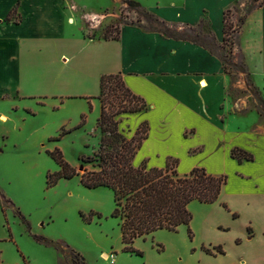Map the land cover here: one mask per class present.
Masks as SVG:
<instances>
[{
    "label": "crops",
    "instance_id": "obj_1",
    "mask_svg": "<svg viewBox=\"0 0 264 264\" xmlns=\"http://www.w3.org/2000/svg\"><path fill=\"white\" fill-rule=\"evenodd\" d=\"M235 1L156 0L154 4H140L179 29L186 25L195 26L205 18L221 43L223 12ZM205 2L215 9L214 13L207 10ZM13 7L14 4L4 7L0 15V31H9L21 23L22 20L19 23L4 20ZM256 12L260 18L253 29L256 38L252 49L257 61H264V4L245 17L241 28L248 16ZM8 36L0 37V117L7 124L0 132V176L4 174L3 170L12 171L8 160L13 159L20 161L25 172L42 168L40 161L46 156L44 148L49 147L45 143L47 135L44 134L31 141L35 148L28 155L15 139L3 140V135H9L8 128L23 127L25 119L16 120L15 108L21 110L25 105H20L18 98L28 95L21 88V80L27 77L22 73L21 66L14 62L12 52H7L12 51L16 39L11 34ZM80 39L90 47L89 56L81 62V75L83 78L90 76L98 84L94 92L67 93V96H75L81 101L73 107L76 122L81 115L86 119L93 115L94 126L84 131L82 144L91 146L93 151L101 137L96 124L100 114V101L96 97L100 76L120 73L125 85L143 97L147 104L141 111L118 115V126L125 129L123 133L127 138L134 134L142 121L148 122L147 137L133 157L135 166L145 163L148 167H164L168 159H176L179 173L201 166L209 173L226 175L218 199L202 204L207 206L209 212V218L205 219L207 229L228 236L227 244L221 237L206 239L203 244L212 253L205 252L198 244L190 259L188 247L185 261L190 260V264H264V122L248 120L244 113L234 109V100L229 94L231 79L218 57L189 40L170 38L132 23L121 24L116 39L83 35ZM239 49L249 78L264 96V84L260 90L248 70L246 53L240 44ZM89 99L93 110L91 114L88 112ZM232 148H240L251 154L252 158L239 161L231 155ZM1 161L5 165L2 166ZM5 185V181H2L1 187L7 192ZM42 187L36 197L31 193L28 202L44 198ZM24 193L28 195L29 191ZM12 198L31 217L28 202L14 196ZM69 198H72L70 193ZM91 208L87 206L85 210ZM40 209L36 219H43L44 222L49 216L48 213L39 215ZM5 212L0 208V220ZM216 214L224 216V219H216ZM217 245L221 246L222 253L215 252L213 247ZM104 254L110 255L100 252V255ZM157 254L160 258L158 264H178L183 259L176 254L173 258L162 260L165 253L161 251Z\"/></svg>",
    "mask_w": 264,
    "mask_h": 264
},
{
    "label": "rangeland",
    "instance_id": "obj_2",
    "mask_svg": "<svg viewBox=\"0 0 264 264\" xmlns=\"http://www.w3.org/2000/svg\"><path fill=\"white\" fill-rule=\"evenodd\" d=\"M130 1L142 6L140 2L154 4L156 0H19L17 12L11 15V19L19 14L21 23L9 31H0L1 38H9L11 34L16 39L12 51L7 52H12L14 62L21 66L22 73L27 77L21 80V88L28 94L18 98L20 105L25 106L21 110L15 108L16 120L25 119L23 127L8 128L9 135H3V140L15 139L27 155L35 148L31 141L42 134L47 135L45 143L49 146L44 148L48 158L43 156L40 161L42 168L25 172L20 161L13 159L8 160L12 171L6 169L3 170L4 174L1 173L0 193L20 210L29 226L13 213L11 207L2 208L0 205L2 212L7 211L0 220V264H73V253H78V260L85 264H108L112 255L115 257L112 264H158L160 258L157 253L161 251L165 253L162 260L178 254L183 258L178 264H190V260L186 262L184 257L188 247L190 259L195 246L201 244L202 249L206 239L221 237L227 244L228 236L207 229L205 219L209 218L208 208L194 200L188 208L192 214L189 222L191 236L184 225L179 226L177 231L158 230L144 239L134 240L133 247L140 250L141 255L126 252L122 250L118 219L111 216L114 205L111 190L104 187L86 188L81 184L79 175L70 179L60 178L55 185L47 186L46 174L59 170V165L48 154L55 148L79 173L85 166L90 168V163L81 162L79 156L91 155L93 152L91 146L82 144L84 131L94 126L93 115L88 119L81 115L76 122L73 107L81 101L75 96H67V93L78 91L94 92L98 86L90 76L83 78L81 75V62L89 56L90 47L84 45L80 38L81 35L102 37L105 32L116 35L123 23L138 24L145 28L146 21L135 9L136 5H129ZM260 1L236 0L227 8L230 9L228 15L238 24L246 5ZM16 3L17 0H0V15L4 7ZM204 4H207V10L215 12L208 2ZM259 18L258 12L248 16L241 28L239 44L246 53L248 70L262 90L264 61H257L252 49L256 38L253 29ZM202 29L204 33L211 31L208 20L204 21ZM223 51L227 58L233 57L235 60L237 57L238 49L235 46L225 45ZM227 73L231 79L229 94L234 100V109L244 113L248 120L264 122L246 76L230 68ZM88 112H93L90 99ZM5 121L0 120V132L7 125ZM118 130L125 136V129L118 126ZM169 161L173 163L172 159ZM2 162L3 166L5 162ZM2 181L6 183L7 192L1 187ZM42 185L44 198L28 202L31 193L34 197L40 193ZM25 191H29L28 195H25ZM9 192L12 197L28 202L31 217L7 194ZM69 193L72 198L67 199ZM87 206L92 208L85 210ZM39 208V215L48 213L49 217L44 222L43 219H36ZM215 216L216 219H224V216ZM34 235L54 242L63 241L68 247L46 245L37 241ZM100 252L110 255L104 259Z\"/></svg>",
    "mask_w": 264,
    "mask_h": 264
},
{
    "label": "trees",
    "instance_id": "obj_3",
    "mask_svg": "<svg viewBox=\"0 0 264 264\" xmlns=\"http://www.w3.org/2000/svg\"><path fill=\"white\" fill-rule=\"evenodd\" d=\"M16 5L4 17L5 21L12 20L11 15L17 12ZM264 4V0L246 5L244 14L235 24L228 15L230 9L223 12L222 17V42L219 43L212 31L203 32V24L207 19H200L197 25H186L178 28L169 25L152 12L146 11L139 4L135 9L143 16L147 23L146 30L157 31L174 39L189 40L218 57L224 70L243 73L251 86V94L259 105V113L264 120V99L261 92L249 79L243 54L239 49L240 28L245 17L255 8ZM20 21L19 14L12 20ZM116 35L106 32L102 38L116 39ZM92 38V37H91ZM225 45L237 47V57L227 58L223 51ZM100 101V114L96 119L97 127L101 132L98 146L91 155H80L79 160L90 163V168L85 166L79 173L72 165L64 160L61 151L55 148L48 154L59 165V170L46 174L47 186H53L60 178L70 179L79 175L81 184L89 189L104 187L112 192L113 209L111 216L118 219L120 227L122 250L141 255L142 252L133 247L137 238H146L158 230L177 231L181 225L186 226L188 235L191 234L189 222L192 214L188 209L191 201L200 203L215 202L226 182L225 174H213L204 167L194 166L186 173H179L176 169L177 160H167L164 167H148L145 163L137 166L133 164V157L142 141L147 137L148 122L142 121L134 134L127 138L118 130V115L124 112H137L146 108L143 97L132 92L124 83L120 73H105L99 79V93L96 96ZM64 131L61 132L63 134ZM56 137L55 139H57ZM231 155L239 161L251 159V154L239 148H232ZM2 208L11 207L23 223L28 227V222L12 201L0 193ZM226 207V205H223ZM34 238L46 245H68L63 241H52L45 237L34 235ZM215 252L222 253L220 245L213 247ZM207 253L212 250L202 246ZM78 253L72 254L73 264H85L78 260Z\"/></svg>",
    "mask_w": 264,
    "mask_h": 264
},
{
    "label": "built area",
    "instance_id": "obj_4",
    "mask_svg": "<svg viewBox=\"0 0 264 264\" xmlns=\"http://www.w3.org/2000/svg\"><path fill=\"white\" fill-rule=\"evenodd\" d=\"M108 261H109V263H108V264H112V263H114V262H115V261H114V257H113V255H112V257H110V258H109V260H108Z\"/></svg>",
    "mask_w": 264,
    "mask_h": 264
},
{
    "label": "bare ground",
    "instance_id": "obj_5",
    "mask_svg": "<svg viewBox=\"0 0 264 264\" xmlns=\"http://www.w3.org/2000/svg\"><path fill=\"white\" fill-rule=\"evenodd\" d=\"M0 119L1 120H5L3 117H0ZM103 257H104V259H106L108 257V255L107 254H104Z\"/></svg>",
    "mask_w": 264,
    "mask_h": 264
},
{
    "label": "water",
    "instance_id": "obj_6",
    "mask_svg": "<svg viewBox=\"0 0 264 264\" xmlns=\"http://www.w3.org/2000/svg\"><path fill=\"white\" fill-rule=\"evenodd\" d=\"M129 5H137V3L133 2V1H130Z\"/></svg>",
    "mask_w": 264,
    "mask_h": 264
}]
</instances>
